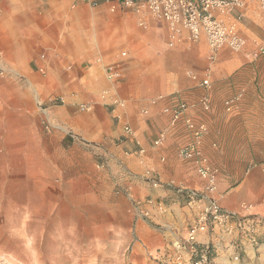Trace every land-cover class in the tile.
<instances>
[{
	"label": "crops",
	"instance_id": "1",
	"mask_svg": "<svg viewBox=\"0 0 264 264\" xmlns=\"http://www.w3.org/2000/svg\"><path fill=\"white\" fill-rule=\"evenodd\" d=\"M246 1L237 20L244 47L221 49L210 60L203 35L194 42L183 39L171 50L163 21L123 8L111 12L105 0H0V86L29 91L33 105L65 96V105L40 108L48 122L56 119L76 134L102 140L119 164L114 166L136 175L150 167L159 179H174L188 188H200L204 180L191 161L177 154L178 145L190 136L187 128L182 124L171 129L158 147L152 141L169 124L170 115L162 112L170 103L168 94L178 90L190 102L206 95L209 109L191 113L207 129L201 152L220 170L213 195L227 210L264 217V51L253 42L261 38L264 8L258 0ZM236 13L227 19H235ZM107 68L118 71L120 78L109 80ZM186 68L198 79L186 75ZM204 74L208 88L199 83ZM102 90L123 99L125 107L110 110L98 98ZM234 95L240 96L236 111L224 112L223 101ZM158 96L163 98L154 102ZM6 101L0 98L3 112ZM86 101L95 104L93 111H76L75 104ZM125 124L142 155H127L137 145L132 137L125 138ZM135 185L137 195L163 197L171 191L146 187L140 180ZM195 208L172 203L151 221L137 219L131 263L152 264L147 252L171 256V241L185 234ZM257 235L256 252L245 243L241 264H264V224L257 227ZM236 237V232L228 235L217 227L198 239L212 248L210 264H231L226 246Z\"/></svg>",
	"mask_w": 264,
	"mask_h": 264
},
{
	"label": "rangeland",
	"instance_id": "2",
	"mask_svg": "<svg viewBox=\"0 0 264 264\" xmlns=\"http://www.w3.org/2000/svg\"><path fill=\"white\" fill-rule=\"evenodd\" d=\"M258 32L261 38L253 42L261 52L264 18ZM174 46L169 48L173 50ZM187 70L192 69L186 68L183 72L186 74ZM3 76L0 70V79ZM101 92L98 98L110 110L125 107L123 99L117 96L123 101L122 106L111 103L108 98L100 97ZM0 98L7 100L3 105L7 111L0 110V264H132L135 222L137 219L151 221L153 216H141L136 201L152 199L164 204L167 210L172 203L187 205L185 195L176 190L180 185L186 187L183 183L161 180L150 167L139 175L117 167L114 154L102 140L76 134L56 119L48 124L40 108L65 105V96H52L47 103L34 106L29 91L0 86ZM167 98L170 103L186 102L187 113L194 120L191 112L202 109L200 98L190 102L178 90ZM81 104H86L88 109L80 110ZM75 107L80 113H90L95 104L86 101L76 103ZM223 109L232 113L237 105L226 111L223 104ZM182 124V121L171 127L168 124L162 130H166L167 136L171 129ZM125 125V138L132 137L137 145L127 150V155H142L144 150L135 141L132 128L131 133H126ZM189 140L190 136L178 145L179 157L180 149ZM217 170L218 178L220 170ZM149 178L163 185L153 186ZM137 180L149 188L171 191L163 197L137 195L134 193ZM167 182L172 184L166 185ZM204 183L200 188L190 189L201 192ZM231 264H241V260L231 259Z\"/></svg>",
	"mask_w": 264,
	"mask_h": 264
},
{
	"label": "built area",
	"instance_id": "3",
	"mask_svg": "<svg viewBox=\"0 0 264 264\" xmlns=\"http://www.w3.org/2000/svg\"><path fill=\"white\" fill-rule=\"evenodd\" d=\"M88 1V0H81ZM109 3V10L115 12L117 8L127 9L135 13H143L152 19L163 21L167 28V44L169 47L186 39L190 42L198 40L202 35L205 37L209 48L208 58L213 60L216 53L226 47L231 51H240L245 45V38L240 34L237 27V20L242 17V10L246 0H105ZM92 4H96L92 2ZM261 8H264V0H258ZM237 11L235 19L229 20L231 15ZM264 51V50H263ZM186 73L192 79L197 80V75L192 70ZM106 77L111 81L120 78V73L107 68ZM200 85L208 87L210 82L207 74L199 81ZM102 99H109L111 103H118L117 96L109 95L108 90L101 92ZM239 95L231 96L224 100L226 111H231L237 105ZM163 98L158 96L153 101ZM62 99V98H61ZM199 105L203 110L209 109V100L206 95L199 99ZM80 110L88 109L86 104L79 106ZM188 105L183 100L169 103L163 107L162 112L170 115L169 126H174L182 121L190 133V140L180 149L182 158L191 161L197 169L198 174L204 179V187L201 192L194 189L178 186L177 192L183 193L187 200V205L195 206V216L188 225L185 234L174 238L171 246L174 250L171 256L153 257L152 264H210L212 248L209 243L201 242L199 234L208 233L215 228L222 229L226 234L232 235L236 232V239L231 240L226 246V250L231 259L239 262L245 252V243H248L251 251L256 252L258 245L257 227L264 224V217L254 214L241 215L238 212L223 208L213 195L217 187L218 170L212 166L201 150L203 135L206 133V126L202 122H196L188 113ZM147 113V110H143ZM49 124V122L46 120ZM126 133H131L129 125L124 126ZM166 138V130L158 132L152 141L153 147L162 145ZM153 186H161V182L149 178ZM167 182L166 185H171ZM139 214L143 217H150L153 211L163 213L167 207L152 199L137 200ZM244 208H247L244 205ZM254 264H261L255 262Z\"/></svg>",
	"mask_w": 264,
	"mask_h": 264
}]
</instances>
